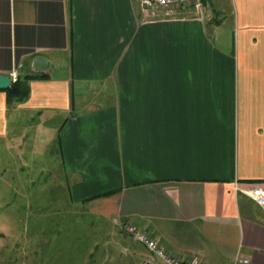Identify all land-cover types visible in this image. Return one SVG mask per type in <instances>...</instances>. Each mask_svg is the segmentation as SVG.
I'll return each instance as SVG.
<instances>
[{
	"label": "crops",
	"instance_id": "0c3cea01",
	"mask_svg": "<svg viewBox=\"0 0 264 264\" xmlns=\"http://www.w3.org/2000/svg\"><path fill=\"white\" fill-rule=\"evenodd\" d=\"M207 6L165 18L139 0H0V74L45 75L21 102L0 89V137L9 113L59 117L74 204L182 258L264 264L250 194L264 191V0ZM141 245L126 242L127 261L143 264Z\"/></svg>",
	"mask_w": 264,
	"mask_h": 264
},
{
	"label": "rangeland",
	"instance_id": "374dc122",
	"mask_svg": "<svg viewBox=\"0 0 264 264\" xmlns=\"http://www.w3.org/2000/svg\"><path fill=\"white\" fill-rule=\"evenodd\" d=\"M210 2L208 11L230 12L229 0ZM48 115L9 113L10 135L0 137V264H132L126 242L143 246L69 198L61 119L47 124Z\"/></svg>",
	"mask_w": 264,
	"mask_h": 264
},
{
	"label": "built area",
	"instance_id": "2783aa9c",
	"mask_svg": "<svg viewBox=\"0 0 264 264\" xmlns=\"http://www.w3.org/2000/svg\"><path fill=\"white\" fill-rule=\"evenodd\" d=\"M140 5L144 9H152L163 17H172L183 8H193L202 10L204 8V0H139ZM11 82L18 78L17 71L10 73ZM250 194L256 201L264 206V191L259 187L250 190ZM123 232L131 236L139 243L143 244L148 255L144 258L143 264H202L198 256L194 255L188 258H182L164 248L159 241L150 236L147 231L138 228L132 221H127L122 225ZM250 260L246 256L237 252L230 264H249Z\"/></svg>",
	"mask_w": 264,
	"mask_h": 264
},
{
	"label": "trees",
	"instance_id": "16d2710c",
	"mask_svg": "<svg viewBox=\"0 0 264 264\" xmlns=\"http://www.w3.org/2000/svg\"><path fill=\"white\" fill-rule=\"evenodd\" d=\"M45 75H30L25 74L17 78L16 81L12 82L11 85L5 89L8 103L21 102L28 97L29 85L28 81L32 78L44 77Z\"/></svg>",
	"mask_w": 264,
	"mask_h": 264
},
{
	"label": "water",
	"instance_id": "95a60500",
	"mask_svg": "<svg viewBox=\"0 0 264 264\" xmlns=\"http://www.w3.org/2000/svg\"><path fill=\"white\" fill-rule=\"evenodd\" d=\"M32 68L38 71L46 70L48 68V61L45 57L37 55L32 60ZM11 78L9 75L0 74V89H7L11 85ZM126 237V233H123Z\"/></svg>",
	"mask_w": 264,
	"mask_h": 264
}]
</instances>
